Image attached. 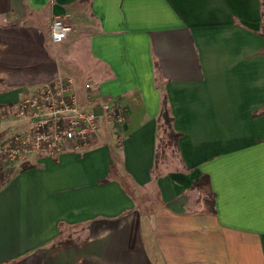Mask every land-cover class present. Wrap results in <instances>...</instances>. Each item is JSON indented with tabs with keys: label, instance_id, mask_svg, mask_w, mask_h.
<instances>
[{
	"label": "crops",
	"instance_id": "0c3cea01",
	"mask_svg": "<svg viewBox=\"0 0 264 264\" xmlns=\"http://www.w3.org/2000/svg\"><path fill=\"white\" fill-rule=\"evenodd\" d=\"M66 75L125 120L0 166V264H264V0H0V109Z\"/></svg>",
	"mask_w": 264,
	"mask_h": 264
},
{
	"label": "built area",
	"instance_id": "2783aa9c",
	"mask_svg": "<svg viewBox=\"0 0 264 264\" xmlns=\"http://www.w3.org/2000/svg\"><path fill=\"white\" fill-rule=\"evenodd\" d=\"M73 31L61 17L52 21L50 40L62 43ZM85 101H93L89 94ZM81 98L79 88L72 76H58L45 82L36 91L20 99L8 109H0V121L17 120L22 129L0 136V166L7 167L30 163L32 157H58L65 151L83 154L93 144L101 130L102 119L123 123L125 114L114 110L106 100L91 108ZM95 102V101H93Z\"/></svg>",
	"mask_w": 264,
	"mask_h": 264
},
{
	"label": "rangeland",
	"instance_id": "374dc122",
	"mask_svg": "<svg viewBox=\"0 0 264 264\" xmlns=\"http://www.w3.org/2000/svg\"><path fill=\"white\" fill-rule=\"evenodd\" d=\"M85 62H87V60H84ZM91 63V62H90ZM84 67V65H83ZM91 68V67H90ZM93 78H95V76L93 75ZM107 131V130H106ZM117 127L116 125L113 126V129L110 128V131L108 130L107 132H105V139L111 141H114V145L116 147L120 146V136L118 135L117 132ZM171 133H173L172 129H171V123L169 125L165 124V122H162V138L160 141V148H159V159L162 158V154H164V152L168 149V150H172V152L175 150L174 149V138L171 136ZM109 135V136H108Z\"/></svg>",
	"mask_w": 264,
	"mask_h": 264
},
{
	"label": "trees",
	"instance_id": "16d2710c",
	"mask_svg": "<svg viewBox=\"0 0 264 264\" xmlns=\"http://www.w3.org/2000/svg\"><path fill=\"white\" fill-rule=\"evenodd\" d=\"M161 118L163 119V121L167 125H169L172 121V117L169 115V112H168L167 98L165 96L163 98ZM171 136L174 139H176L178 135L173 132V133H171ZM207 180H208L207 176H205L202 179H197L193 184H194V186H200V185L205 184L207 182Z\"/></svg>",
	"mask_w": 264,
	"mask_h": 264
}]
</instances>
